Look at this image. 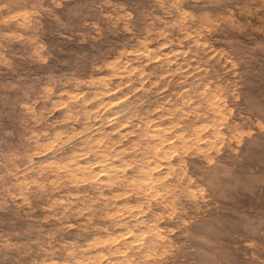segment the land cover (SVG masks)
I'll use <instances>...</instances> for the list:
<instances>
[{"label": "rangeland", "instance_id": "rangeland-1", "mask_svg": "<svg viewBox=\"0 0 264 264\" xmlns=\"http://www.w3.org/2000/svg\"><path fill=\"white\" fill-rule=\"evenodd\" d=\"M0 264H264V0H0Z\"/></svg>", "mask_w": 264, "mask_h": 264}, {"label": "bare ground", "instance_id": "bare-ground-1", "mask_svg": "<svg viewBox=\"0 0 264 264\" xmlns=\"http://www.w3.org/2000/svg\"><path fill=\"white\" fill-rule=\"evenodd\" d=\"M209 105H210V104H209ZM214 106H215V105H214ZM217 106H218V105H217ZM154 134H155V133H154ZM197 137H198V136H197ZM159 139H160V138H159ZM159 139H158V140H159ZM164 139H165V138H164ZM163 141L165 142V140H163ZM183 141H184V140H183ZM147 183H148V182H147ZM153 190H154V189H153ZM153 190H152V191H153ZM143 191H144V190H143ZM145 191L147 192V190H145ZM147 195H149V194L147 193Z\"/></svg>", "mask_w": 264, "mask_h": 264}]
</instances>
